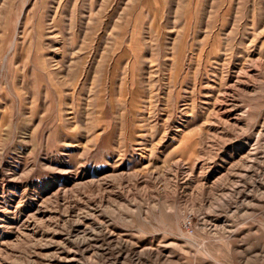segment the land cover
<instances>
[{
  "label": "rangeland",
  "instance_id": "obj_1",
  "mask_svg": "<svg viewBox=\"0 0 264 264\" xmlns=\"http://www.w3.org/2000/svg\"><path fill=\"white\" fill-rule=\"evenodd\" d=\"M0 264H264V0H0Z\"/></svg>",
  "mask_w": 264,
  "mask_h": 264
}]
</instances>
